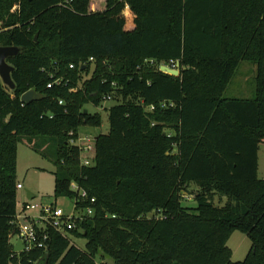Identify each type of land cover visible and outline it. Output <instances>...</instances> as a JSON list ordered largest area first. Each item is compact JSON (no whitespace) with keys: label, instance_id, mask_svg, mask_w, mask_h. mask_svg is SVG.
<instances>
[{"label":"trees","instance_id":"16d2710c","mask_svg":"<svg viewBox=\"0 0 264 264\" xmlns=\"http://www.w3.org/2000/svg\"><path fill=\"white\" fill-rule=\"evenodd\" d=\"M1 46L20 53L15 90L0 78V264H264V0H0ZM171 62L179 77L155 67ZM244 62L258 66L255 97L227 99ZM31 90L44 98L23 103ZM108 97L87 167L70 133L101 128L86 108ZM24 140L44 158L37 142L53 146L56 199L74 200L73 183L96 199L70 234L85 250L49 229L46 250L14 253ZM235 232L252 242L238 263Z\"/></svg>","mask_w":264,"mask_h":264},{"label":"rangeland","instance_id":"374dc122","mask_svg":"<svg viewBox=\"0 0 264 264\" xmlns=\"http://www.w3.org/2000/svg\"><path fill=\"white\" fill-rule=\"evenodd\" d=\"M38 39L39 35H36ZM163 66V65H161ZM161 66H155L156 69L161 68ZM258 66L244 62L241 64L239 70L237 71L232 83L225 92L224 97L227 99H252L255 97V81L257 77ZM90 77V75H88ZM85 76L84 78H89ZM116 104L112 101L104 103L102 107L96 108L94 106H87L86 111L92 114L98 113L102 116L103 126L101 128L93 127H81L79 130V135L90 138H97L99 135L109 132V120H108V110L114 107ZM36 143V142H35ZM37 144L42 145V150L48 156L47 158L42 157L40 154L36 153L28 140H24L19 145L18 150V172L17 179L19 184L23 185L22 190H18V209L21 211L23 209V204L28 201L26 191H30L36 198L33 200L37 204H57L65 212H70L73 210V200L63 197L55 198V173L56 167L53 164V146L49 143H43L38 141ZM259 178L264 180V143L261 144L259 150ZM198 188L192 185L189 192L185 195L184 205L188 207L195 208L197 203L195 202V193ZM227 198H223L220 203V198L215 197V203L225 205ZM30 214H33L30 212ZM150 217H152L150 215ZM71 242L78 248L85 250L87 240L85 238H75L74 236H69ZM14 242L17 239H13ZM229 248L233 252L232 261L234 263L243 262L247 255L252 249L251 240L244 234L240 232H235L229 243ZM104 264H111V261H104ZM100 264V261H99Z\"/></svg>","mask_w":264,"mask_h":264},{"label":"built area","instance_id":"2783aa9c","mask_svg":"<svg viewBox=\"0 0 264 264\" xmlns=\"http://www.w3.org/2000/svg\"><path fill=\"white\" fill-rule=\"evenodd\" d=\"M93 61V58H91ZM172 69H180L179 62H171ZM74 68V65H71ZM62 80L57 79L53 83L48 85V88H52L54 85H61ZM105 103L111 101V97L105 98ZM62 104V102H61ZM174 106V104H170ZM162 108L168 107V103L161 104ZM150 111H154L155 106L147 108ZM74 133H70L71 144L79 147L81 151V163L84 166L92 167L95 165V154H96V138L84 137L78 135L77 139H73ZM18 189L22 190L23 185L19 184ZM71 189L77 193V197L73 200V210L65 212L57 204H37L34 201H27L23 204V209L18 212L13 225L18 229L17 233L10 235L11 242L15 248V245L19 240L24 245V251L16 253L20 254L23 252H31L34 249L46 250L49 243L48 230L53 229L57 233L65 237H69L71 232L78 229V224L84 222L87 218L94 216V209L89 207H82L81 203L90 201L93 205L96 203L95 198H89L87 191L82 189L77 183H73ZM32 212L33 214H30ZM17 239L14 242L13 239Z\"/></svg>","mask_w":264,"mask_h":264},{"label":"water","instance_id":"95a60500","mask_svg":"<svg viewBox=\"0 0 264 264\" xmlns=\"http://www.w3.org/2000/svg\"><path fill=\"white\" fill-rule=\"evenodd\" d=\"M19 53L20 49L18 47H0V78L3 84L11 90H15L16 88L12 78V73L15 71V68L9 64L8 59L16 57ZM161 71L174 77H179L181 74L180 69H172L166 65L161 66ZM43 98L44 96L42 94L37 93L35 90H31L21 97V101L25 104H31ZM86 113H88V111H86ZM26 193L29 201H33L36 198V195L30 191H26ZM22 251H24V245L22 241L19 240L15 245L14 252L19 253Z\"/></svg>","mask_w":264,"mask_h":264},{"label":"crops","instance_id":"0c3cea01","mask_svg":"<svg viewBox=\"0 0 264 264\" xmlns=\"http://www.w3.org/2000/svg\"><path fill=\"white\" fill-rule=\"evenodd\" d=\"M258 174H259V172H258ZM29 201V200H28ZM26 203V202H25Z\"/></svg>","mask_w":264,"mask_h":264}]
</instances>
